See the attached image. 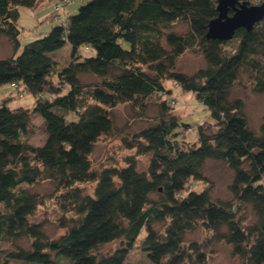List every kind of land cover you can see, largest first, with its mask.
Returning a JSON list of instances; mask_svg holds the SVG:
<instances>
[{"label":"trees","instance_id":"1","mask_svg":"<svg viewBox=\"0 0 264 264\" xmlns=\"http://www.w3.org/2000/svg\"><path fill=\"white\" fill-rule=\"evenodd\" d=\"M35 2L0 0V35L13 49L0 59V86L9 84L12 92L21 86L34 98L31 109L0 104V264H126L142 230V249L153 264H207V245L220 241L242 264H264V124L252 131L243 99L231 95L245 77L254 92H264V18L222 41L206 36L217 0H88L16 55L20 8ZM178 23L185 29L176 30ZM66 45L69 61L59 68L52 54ZM188 50L205 61L190 74L177 69ZM86 76L92 80L85 82ZM168 82L193 93L213 119L197 127L192 142L179 132L190 124L166 98ZM153 95L158 115L121 138L134 156L124 166L95 169L96 142L115 133L111 110L129 104L144 118ZM31 114L45 127L40 146L28 141ZM143 155L149 164L139 171L135 159ZM209 159L233 172L227 200H213L208 187H188L205 181ZM44 182L60 212L56 238L32 219L45 197L30 187ZM86 183L93 184L91 193ZM200 226L212 232L209 239L186 241ZM116 240L124 244L97 254Z\"/></svg>","mask_w":264,"mask_h":264},{"label":"rangeland","instance_id":"2","mask_svg":"<svg viewBox=\"0 0 264 264\" xmlns=\"http://www.w3.org/2000/svg\"><path fill=\"white\" fill-rule=\"evenodd\" d=\"M88 0H70L67 4L61 7L62 11L57 12L56 0L50 4V8L43 11L37 16L33 14L32 7H21L19 15V25L22 28L20 34V48L16 52V55L21 52L23 46L35 39L42 33H47L50 28L61 22L60 15H64L65 18L69 15H73L77 12L80 5L86 3ZM39 4H35V8ZM56 10V11H55ZM52 12L54 15L58 14V17L49 19L45 15H49ZM43 15L45 17H43ZM37 18H42L37 20ZM176 30H184L185 26L181 23L176 24ZM231 48V47H229ZM13 54V49L4 36L0 35V59L8 57ZM52 56L58 61L59 68L64 67L69 61V47L66 45L62 49L55 51ZM205 66V61L200 53L194 51H186L182 54L177 63V69L184 73H193L199 68ZM92 78L86 76L84 81H91ZM170 88V95L166 98L176 101L175 109L173 110L181 120L190 124L187 129H181L179 132L181 136L187 139L189 142L196 140L197 138V127L203 125L204 128L208 127L213 119L210 116L209 111L201 105L194 97L191 92H184L180 88L176 87L175 83L166 84ZM21 86L12 92L9 84L0 86V104L3 100H7L9 107L23 106L31 109L34 98L29 93H24ZM21 93V94H20ZM232 97H238L243 99L245 104V112L247 116L248 126L255 133H259L260 126L264 124V92L257 93L252 90L249 79H244L235 83L231 90ZM158 98L154 95L148 98L146 111H144V118L139 117L140 112L135 111L129 104H121L114 107L111 110V117L114 122L115 133L100 138L90 155L93 167L99 169L103 166H124L125 159L134 156V150H126L122 143L121 138L127 134H132L138 131L151 122L159 113V107L157 105ZM69 119H75L74 114L68 115ZM30 134L28 141L34 146H40L43 144L46 134L43 121L40 116L36 114L30 115ZM149 155L137 156L135 162L139 171H145L149 164ZM202 173L205 176V181H190L188 187L190 189L201 191L205 187H208L211 191V198L214 200H227L231 197L228 191V184L232 180V170L223 162L217 160H206L204 163ZM264 186V177L261 180ZM87 193L93 191V184L86 183L82 185ZM31 191H36L41 196L45 197L44 203L40 205L32 216V219L42 224L44 231L50 238H56L62 232V229L58 227L56 222L60 212L56 206V200L49 198L51 197L52 187L44 182L39 183L30 187ZM156 227H159L157 225ZM212 235L210 230H206L201 226L195 230L186 234V241H198L204 242L208 240ZM145 232L142 230L138 238L136 239L133 247L129 250L126 257V264H153L147 258L146 253L142 249L141 242L144 239ZM25 242H22V245ZM124 242L119 240L107 243L101 246L97 254H108L113 252L116 248L123 245ZM3 250H10L7 244H2ZM207 253V264H242V261L231 254V247L226 243L220 241L217 243H209L206 248ZM5 254H1L0 262L2 263ZM11 262V261H10ZM9 264H18L11 262Z\"/></svg>","mask_w":264,"mask_h":264},{"label":"water","instance_id":"3","mask_svg":"<svg viewBox=\"0 0 264 264\" xmlns=\"http://www.w3.org/2000/svg\"><path fill=\"white\" fill-rule=\"evenodd\" d=\"M216 10L217 16L209 21L207 27L206 36L210 39L229 40L237 29L250 31L264 18V2L250 5L240 0H217Z\"/></svg>","mask_w":264,"mask_h":264},{"label":"crops","instance_id":"4","mask_svg":"<svg viewBox=\"0 0 264 264\" xmlns=\"http://www.w3.org/2000/svg\"><path fill=\"white\" fill-rule=\"evenodd\" d=\"M54 0H36V2H35V4H39V6L38 7H36L35 8V4H34V6H33V15L34 16H37V15H39L40 13H42L43 11H45V10H47V9H49L50 8V4L53 2ZM52 12H50L49 14H51ZM40 16V15H39ZM45 16H48V14L47 15H45ZM44 15H43V17H45ZM41 17V16H40ZM36 19L37 20H41L42 18H37L36 17Z\"/></svg>","mask_w":264,"mask_h":264},{"label":"built area","instance_id":"5","mask_svg":"<svg viewBox=\"0 0 264 264\" xmlns=\"http://www.w3.org/2000/svg\"><path fill=\"white\" fill-rule=\"evenodd\" d=\"M56 2H58V4H57V12H61L62 11V9H61V7H63V5H65V4H67L68 2H70V0H56ZM55 10V11H56ZM58 15V14H57ZM59 16V15H58ZM60 19H61V24H64L65 23V18H64V15H60ZM11 86L12 87H14V88H16V86H17V84H15V83H13V84H11ZM17 88H18V86H17ZM21 94V93H20ZM170 103H172V105H176V101H172V102H170Z\"/></svg>","mask_w":264,"mask_h":264}]
</instances>
